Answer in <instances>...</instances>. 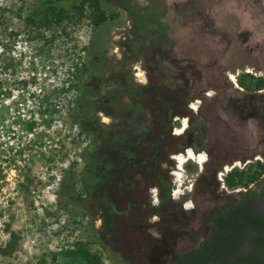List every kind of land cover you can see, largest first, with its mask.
Masks as SVG:
<instances>
[{
	"label": "rangeland",
	"instance_id": "obj_1",
	"mask_svg": "<svg viewBox=\"0 0 264 264\" xmlns=\"http://www.w3.org/2000/svg\"><path fill=\"white\" fill-rule=\"evenodd\" d=\"M36 1L0 0V247L14 245L0 251V264H75L63 254L75 241L104 264H169L144 216H160L154 231L170 232L174 253L201 234L169 194L165 168L145 164L147 150L127 161L123 147L176 149L178 135L160 120L165 93L174 101L218 82V72H263L264 0H100L107 17L97 26L81 17L48 28L22 18ZM236 27L250 30L244 43ZM82 61L81 90L60 91ZM133 92L154 98L149 133L141 121L134 131L121 122L130 107L121 109L122 97ZM148 184L159 201L153 207ZM187 235L194 241L181 242Z\"/></svg>",
	"mask_w": 264,
	"mask_h": 264
},
{
	"label": "flooded vegetation",
	"instance_id": "obj_2",
	"mask_svg": "<svg viewBox=\"0 0 264 264\" xmlns=\"http://www.w3.org/2000/svg\"><path fill=\"white\" fill-rule=\"evenodd\" d=\"M210 28L207 30L210 31L212 29ZM233 33L236 39L240 40L239 42L244 43L250 30L236 27ZM221 35L225 39L224 48H226L230 45L232 33L225 29L221 31ZM257 45L258 42H253L247 49L250 51ZM261 47H263L261 51L264 52V38ZM188 57L182 55L179 59L186 60ZM217 61L215 57L206 64L213 66ZM240 72L253 71L246 68ZM202 74L203 70L199 72V76ZM254 74L247 84L243 85L238 82V71L234 81L232 73L219 76L218 72L213 76L219 79L218 82L206 84L193 92L179 93L177 95L179 99L176 98L174 101L169 96V92L165 93L161 104L163 108L159 113L162 114L160 120L170 133L178 135L175 150L166 143L159 145L158 152L153 147L142 146L135 142L130 146L125 144L123 147L126 152L125 160L134 162L140 156L141 159L146 158L144 151L147 150L149 155L145 164L157 163L159 167L165 168L168 181L174 185L170 187L169 194L172 198L178 199V207L181 210L190 212L186 220L193 230L201 234L197 243L208 235L211 228L209 215L214 210L235 206L243 196L248 201L253 200L254 204L264 211V69L262 73ZM153 100L152 96L140 92L125 94L121 100V109L124 111L125 106L130 107L129 112L121 117L124 128L129 127L127 121H131L134 124L130 125V129L134 131L135 125L136 127L142 125L138 123L141 121L144 127H147L148 133L151 132L153 119L146 121L145 115H148L146 109ZM178 130L181 132L178 133ZM152 137L154 138V135ZM187 148L197 156L204 154V159L202 163L193 159H186L182 163L183 181L181 187H178L173 173L178 166L174 156L187 154ZM142 152L143 154L139 155ZM254 169L259 171L257 176L248 179ZM243 171L247 179L245 177L239 179L235 175V172ZM228 173H233L235 177L230 184L226 182ZM151 185L153 184L146 186V192L147 200L153 207L158 205L159 201L156 188ZM159 219L160 216L154 214L144 216V228L147 234L159 238L162 243L156 249V254L169 255L170 261L190 246L174 253L173 248L169 246L172 238L170 232L165 230L161 234L154 231L153 224ZM146 224H149L148 227ZM192 241L194 240L191 235L181 240L183 243Z\"/></svg>",
	"mask_w": 264,
	"mask_h": 264
},
{
	"label": "trees",
	"instance_id": "obj_3",
	"mask_svg": "<svg viewBox=\"0 0 264 264\" xmlns=\"http://www.w3.org/2000/svg\"><path fill=\"white\" fill-rule=\"evenodd\" d=\"M15 14L21 16L20 11ZM81 17L87 18L94 27L106 19L107 13L100 0H37L25 10L22 18L38 28H48L64 20L75 21ZM1 44L5 47L4 42ZM83 70H86V65L82 61L79 66H75V79L68 80L59 90L80 89ZM252 76L249 72H240L237 79L246 85ZM43 110L48 109L45 106ZM26 126L30 128L31 122L26 123ZM258 172L257 169L252 170L248 179L255 178ZM235 175L239 179L246 178L244 171L235 172ZM234 178L233 173H228L226 182L230 184ZM209 219L211 228L208 235L197 244L182 250L169 264H264V211L253 200L248 201L243 196L235 206L214 210ZM13 246V241L8 242L6 247H0V251L7 253ZM63 254L73 259L75 264H104L97 253L90 251L80 241H75L71 248H65Z\"/></svg>",
	"mask_w": 264,
	"mask_h": 264
},
{
	"label": "bare ground",
	"instance_id": "obj_4",
	"mask_svg": "<svg viewBox=\"0 0 264 264\" xmlns=\"http://www.w3.org/2000/svg\"><path fill=\"white\" fill-rule=\"evenodd\" d=\"M178 133L181 132V130L177 131ZM187 154H176L174 157L177 160V167L176 170H174V177L175 181L177 183L178 187H181L182 181H183V174L181 172V167H182V163L186 160V159H193L195 162H199L202 163L203 159H204V154H200V155H196L195 153H193V151L190 148H187L186 150ZM177 188V187H176ZM179 191V190H178ZM177 194V193H176Z\"/></svg>",
	"mask_w": 264,
	"mask_h": 264
},
{
	"label": "built area",
	"instance_id": "obj_5",
	"mask_svg": "<svg viewBox=\"0 0 264 264\" xmlns=\"http://www.w3.org/2000/svg\"><path fill=\"white\" fill-rule=\"evenodd\" d=\"M244 70H246V68H245ZM236 73H237V71H235L234 73H232V75H233L232 80H233V81L235 80L234 77L236 76Z\"/></svg>",
	"mask_w": 264,
	"mask_h": 264
}]
</instances>
